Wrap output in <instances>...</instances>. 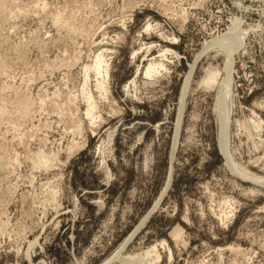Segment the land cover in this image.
I'll return each mask as SVG.
<instances>
[{"label":"rangeland","instance_id":"1","mask_svg":"<svg viewBox=\"0 0 264 264\" xmlns=\"http://www.w3.org/2000/svg\"><path fill=\"white\" fill-rule=\"evenodd\" d=\"M234 19L227 149L264 177V0H0V264H264V184L200 83Z\"/></svg>","mask_w":264,"mask_h":264},{"label":"bare ground","instance_id":"2","mask_svg":"<svg viewBox=\"0 0 264 264\" xmlns=\"http://www.w3.org/2000/svg\"><path fill=\"white\" fill-rule=\"evenodd\" d=\"M233 21H234V23L233 24L231 23L232 24L231 26L234 27V28L232 27L234 29V31L227 32L226 34L222 35L221 37H218V38L216 37L217 39L212 40V42H208V44L206 45V47L204 49V51H206L207 49H210V48H212V49L213 48H216L218 51H221L222 53H225V59H224L225 60V62H224L225 69L223 68L222 70H219V69H216L215 67L214 68L213 67L207 68V70L204 72L205 75L203 76V78H201L200 83L203 84L207 88H211V87H214L215 84L216 85L219 84V82H218V76L220 74H222V76L224 75V79H222L223 81H221L222 83H220L219 89L217 91V93H218V97H217V100H216L217 104L215 103L216 106H217V109L216 110H217L218 121H219V125H218L219 126L218 127V129H219V132H218L219 133L218 134V141H219V146H220L219 148H220L221 154H223V157H225V162H226V164H228L230 166L229 168H232L233 169V172L235 174L237 173L236 175H240L241 177H243L244 180H248V181H251V182L256 183V184H264V177H259V176H256L254 174H251V173L249 174L248 172H246V170L244 171L242 169L243 167L241 168V167L237 166L236 163H233V161L231 159L232 157L230 158L229 150L227 149V147H228V142H227V139H228V118H229L228 117V115H229L228 114L229 107H228V103H227V97H228V95H230L229 94V88L228 87H229L231 73H232V67H233V56H234V53H237L238 50L242 46H245V45H243V42H244V39H245V37L247 35V31L246 30L239 28V23H238L237 19H234ZM230 29L231 28H229V30ZM242 49H243V47H242ZM233 51H236V52H233ZM102 58L103 57H101V58L98 57L96 59V61H94L95 62L94 63L95 64V68L94 69L97 71V73L99 71H101L100 68L102 66V62L104 61V60H102ZM196 59H194V61L189 65V69L185 73L186 75H184L185 77H184L183 82L181 84L180 95H179V103H178V109H177V117H176V121H175L176 124H174V126H175V129H174L175 130V133H174V138H173V142H172L173 144H171L172 145V148H171V158H170V163H169V167H168V175H167V179H166L165 185L162 188L161 192L159 193L157 199L153 203L152 207L146 212V214L144 215V217L140 220V222L138 223V225L129 234V236L124 240V242H122V244L120 245V247H119V249H118V251L116 253H119L123 249V247H125V244H127L128 241H130V239L132 238V236L134 235V233L137 231V229L141 226V224L149 217V215L154 211V209L157 207V205L161 202L163 196L167 193V191H168V189H169V187H170V185L172 183L173 170H174L173 169V167H174V163H173L174 161H173V159H174V154H175V151H176L177 140H178V136H179L180 123H181V119H182V115H183L185 99H186V95L188 94V91H189L190 81H191V78H192V73H193V70H194L195 65H196ZM149 68L146 70V74H148V75H150L152 73L151 70H149ZM155 71L153 70L154 73L157 72V71L156 72ZM105 73H106V71H105ZM154 73H152V74H154ZM100 74H101V72H100ZM198 85H200V84H198ZM88 97H89V99H91L90 96H88ZM88 108L87 109L89 111L92 110L91 109L92 107L90 108L88 106ZM86 113H89V112H86ZM90 115H91V113H90ZM87 116H89V115H87ZM256 123H258V122H256ZM224 144L226 146H224ZM177 229H178V227H177ZM174 231H175V229H174ZM175 234H179V231H178V233H175ZM172 235H174V234H172ZM175 236L176 235H174L173 237H175ZM179 236H180V234H179ZM152 247H154V246H152ZM152 247H150V248L152 249ZM169 250L170 249H168V252H170ZM147 252H151V250L150 251L147 250ZM155 252H156V250H155ZM157 253H155V256H156ZM119 255H120V253H119ZM128 255H130V254H128ZM125 256H127V255H125ZM125 256L123 255V257H125ZM132 257H134V254H132ZM142 257L140 258L141 260L140 259L139 260L137 259L138 260L137 262H136V260L132 261L133 258L128 257L131 260V262H129L130 260L128 259V262L130 264H151V263H153V262H150V260L145 259V257L144 258H142ZM113 258H115V257L113 256L111 259H113ZM111 259H110V261H111ZM142 259H145V260H142ZM157 259H158V257H157ZM153 260H155V258ZM108 261H106L107 263L106 262H104V263L105 264H109L110 261L109 262Z\"/></svg>","mask_w":264,"mask_h":264}]
</instances>
